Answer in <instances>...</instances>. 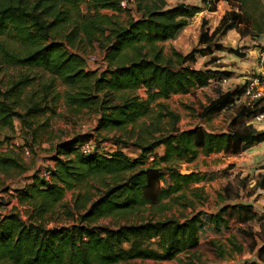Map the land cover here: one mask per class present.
<instances>
[{
	"label": "trees",
	"instance_id": "1",
	"mask_svg": "<svg viewBox=\"0 0 264 264\" xmlns=\"http://www.w3.org/2000/svg\"><path fill=\"white\" fill-rule=\"evenodd\" d=\"M239 1L241 13L264 36V12L258 1ZM82 2L87 3L84 13L80 9ZM105 9L122 10L119 0H0V61L51 75L48 81H40L38 91L26 92L31 84L27 76L0 90V145L10 140L3 129L15 130L13 119L16 118L25 142L21 145L30 153L40 128L36 117L47 109L40 104L43 94L45 98L53 91V103L59 99L55 79L67 87L63 96L69 106L79 110L93 107L96 113V123L90 132L52 147L53 165L46 169L48 179L33 172L30 182L14 188L23 208L0 213V264H138L137 260L203 264L196 253L203 211L188 216L164 214L138 222H117L114 226L100 220L122 217L144 206H155L161 211L171 210L175 205L194 207V199L186 195L184 186L210 178L206 172L181 174L182 163L192 162L199 154H238L264 141V129L239 124L240 118L257 115L264 105L238 106L224 131H208L201 125L179 130L176 128L179 116L161 101L205 86L219 74L226 75L221 69L188 65L196 60V52L222 48V44L213 41L218 27L210 30L206 18L201 20L199 35V44L206 47L185 55L172 50V59L166 58L157 45L180 37L189 18L201 11L199 6L183 2L169 5L166 0H134L126 8L134 14L125 24L112 14L102 13ZM237 16L232 14L233 19ZM229 28L230 24H226L219 33L224 34ZM82 41L97 42L103 56L102 70L86 69L87 59L78 52L83 51ZM141 88L145 91L143 96L137 92ZM240 92L244 89L237 87L228 106L233 105L235 95L241 96ZM231 94L226 93L211 108ZM142 119H148L149 123L138 125ZM132 127L144 133L133 142ZM111 130L121 132L125 138L115 137L113 149L100 151L92 139L98 141L104 138V131ZM85 142L92 145L90 153L80 151L79 146ZM130 144L140 151L132 159L122 149ZM160 146L163 153L149 160V155ZM13 169L24 172L29 167L17 155L0 152V170ZM104 176L110 177V182L96 195L81 191L88 179ZM258 185L264 186V175ZM223 190L227 195L230 187L225 185ZM68 191H72L71 204L61 205ZM191 195L205 202L201 187L191 189ZM59 205L64 215L57 210ZM236 206L244 212V216L237 215L239 222L251 218L250 204ZM236 206L226 204L207 215L215 230L219 231L221 225L228 226L233 216L231 208ZM243 232L251 236L250 232ZM227 241L231 251L242 249L234 240ZM209 244L218 258L224 256L225 249L218 241L210 240ZM257 252L264 258V239ZM180 254H185V258H180Z\"/></svg>",
	"mask_w": 264,
	"mask_h": 264
},
{
	"label": "rangeland",
	"instance_id": "2",
	"mask_svg": "<svg viewBox=\"0 0 264 264\" xmlns=\"http://www.w3.org/2000/svg\"><path fill=\"white\" fill-rule=\"evenodd\" d=\"M166 0L167 4L186 3L195 4L200 7L201 11L196 13L193 17L189 18L188 26L183 33L175 40H166L158 42L157 45L162 48L163 54L166 58H174L172 50L185 55L190 51H197L201 48L206 47L205 45L199 44V35L201 34V20L206 18L208 20L207 27L212 30L214 27H218L219 32L224 28L226 24H230V28L224 33L216 35L213 41H217L222 44V48L213 52L202 51L201 53L196 52V60L189 62L188 65L201 69H212V70H224L226 75H217L215 79L211 80L207 85L202 87H195L185 94H173L167 99L161 100L168 109L172 110L179 116V121L176 123L177 129H184L201 125L205 130L208 131H222L226 130L230 126L231 120L234 118L235 111L240 105H256L258 107L264 105V95L260 100H252L245 94L247 85L253 80L258 79V85H264V62L261 59V53L264 49V36L256 32L251 22L246 18L245 14L241 13L240 1L239 0ZM261 11L264 12V0H257ZM87 3H81V13L87 11ZM216 8V11L211 10ZM102 13L112 14L122 24H125L130 17L134 14L132 9H122L121 11L102 10ZM238 15L235 19L232 18V14ZM223 18V20H220ZM220 35V36H218ZM220 37V38H218ZM218 39V40H217ZM81 48L78 50L87 59V68L90 70H102L104 68L102 60V52L98 47L97 42L87 43L82 41L80 43ZM211 47V46H208ZM228 73V74H227ZM27 76L31 80L30 86L26 88V92L30 93L32 90L38 91L41 89L39 83L41 80L51 78V75L44 73L41 70H31L29 68L8 66L5 62L0 61V90H6L13 82L18 78ZM21 79V78H20ZM56 92L58 93L59 99L53 103L52 99L55 97L53 91L49 92L45 98L44 94L41 99V106L47 108L45 112L41 113L36 117L37 123L40 124L38 129V137L34 147H31V151L28 155H24L22 150L17 146L16 143L21 145L25 142L21 138L20 122L14 118L15 130L3 129L10 140L3 142L0 145L1 153H13L17 155L20 162L29 167V170L21 172L19 169H13L8 172L0 170V199L3 200V204L0 206V213L8 212L14 208L22 209L15 197L14 188H18L23 182H30V175L33 172L42 174L47 167L53 165V161L50 158L52 155V147L63 140H67L75 135L90 132L96 123L95 108H83L81 110L69 106L63 94L67 87L61 83L58 79H55ZM243 88L244 92H240L241 95L232 101V106L229 100L235 94L236 88ZM52 90V89H51ZM139 95H144V89H139ZM226 93H232L228 95L217 107L211 108L217 101L223 99ZM25 94V93H24ZM22 98V96H21ZM37 99L39 97L37 96ZM56 100V99H55ZM166 119V118H165ZM165 121V120H164ZM240 125L246 124L257 130L264 129V121H257L255 116L243 117L239 119ZM149 123L148 119H142L138 122ZM263 122V123H262ZM36 125V124H35ZM138 127L131 128L133 134L130 139L132 142L135 140L141 131ZM130 133V134H131ZM104 138L95 141L92 139L94 145L99 146L100 151H109L114 148L112 142L115 137H124L119 131H104ZM144 134L141 133L140 136ZM1 135V134H0ZM158 135V133H157ZM126 136V135H125ZM1 137V136H0ZM127 137V136H126ZM114 139V140H113ZM115 142V141H114ZM126 155L132 159L140 153L136 146L130 144L129 146L122 148ZM163 148L157 147L150 155L149 160L154 156L161 155ZM217 158L207 159L198 155L196 159L189 163H182L179 168L181 170L194 171L195 169H204L206 171L209 168V163L213 164L217 161ZM166 172V170H165ZM208 173V172H206ZM218 175L213 180L206 179L203 182L195 184L188 183L185 188L186 195L194 199V207H184L175 205L171 210H159L157 207L144 206L134 212L117 218L107 217L100 220V223L114 226L118 223L125 222H138L144 218L155 217L160 218L164 214H183L190 215L194 211H203V218H207V210L215 209V199L218 190H222L223 185L228 182L227 171H217ZM110 177H96L88 179L81 189L82 192L89 191L90 194L96 195L98 192L104 189V186L108 184ZM256 181V176L253 174L252 179L249 178L245 183V188L242 190V195L245 198L250 197L255 193V187L253 186ZM165 182L162 181V186ZM195 187H201L203 194L206 199L204 203L199 202L198 198L191 195V189ZM254 191V192H253ZM251 194V195H250ZM72 200V191H68L61 203L70 206ZM167 201V200H165ZM57 210L64 215L63 208L60 205ZM61 222V221H60ZM52 224V223H51ZM263 225V224H262ZM251 228L254 229L258 226L257 220L251 223ZM209 229H202L199 231L200 245L196 250V253L200 255V261L203 264H229L233 263L237 258L249 256L251 254V243L252 239L246 234L240 232L235 226H232L231 230L226 233L230 236L234 235V241L238 242L243 247L242 255L238 252L234 253L232 246L226 241L225 237L220 238L222 241L223 248L225 249L224 256L226 258L219 259L216 255L212 245L209 244V238L207 236ZM226 236V237H228ZM240 254V255H239ZM223 256V257H224ZM236 256V257H235ZM180 258H185V254H180ZM251 257V256H249ZM236 258V259H235ZM177 260L171 261H153V260H137L135 263L138 264H176ZM119 264H124L123 262Z\"/></svg>",
	"mask_w": 264,
	"mask_h": 264
},
{
	"label": "crops",
	"instance_id": "3",
	"mask_svg": "<svg viewBox=\"0 0 264 264\" xmlns=\"http://www.w3.org/2000/svg\"><path fill=\"white\" fill-rule=\"evenodd\" d=\"M199 155H201L203 158H207V159L217 158L218 160L215 161L213 164L209 163V168H207L206 171L201 168L199 169L197 168L194 171L208 172L209 178H211L212 180L214 177L218 175L217 171L220 170H222V172L227 171L229 175L228 182H226L225 185H228L230 187V191H228L227 195L225 194V191L223 190V187L225 185H223L221 191L220 190L217 191V195L215 199L216 202L215 209H211L209 211L207 210L206 211L207 215H209V213L211 212L217 211L218 208L226 204L233 206L246 205V204L251 205L249 208V214H251V218L249 220H246L244 222H239L237 220L236 218L237 215L244 216V212L242 207L236 206V208H231L233 211V216L230 217L227 227L221 225L220 230L217 231L213 228V225L209 221L208 217L206 219L202 217L203 225L201 230L202 229L204 230L206 228L209 229V232L207 234L208 238L210 240L218 241V243L221 245L222 243L220 241L222 240L220 238L225 237L226 241L228 239L234 240L235 237L233 233L230 236L226 234L231 230L232 226H235L242 233H244L243 231L250 232L251 236L247 235L246 233L244 234H246L248 237L252 239L251 245L253 246L250 249L251 254L249 255L251 257L245 256L242 257L241 259L237 258V260L235 261L234 260L230 261L233 263H229V264H240L243 262H246L247 264L250 263L264 264V258L260 257L257 252V248L260 246L262 240L264 239V186L258 185L261 177L264 175V141L257 144H253L238 154H225L223 152H218V153H210L208 155H204V154H199ZM253 174H255L256 176V181L253 185L256 188L254 190L255 193L253 195L250 194L251 195L250 197L245 198L242 195V190L245 188L246 181H248L249 178L252 179ZM201 182L203 181H200L198 183ZM219 194L222 196L219 197L218 196ZM237 209H239V212ZM255 220H257L258 222V226H255L253 229L251 228L250 225ZM236 252L242 255L243 247L240 251L234 250L233 255ZM224 258H226V256L219 259H224Z\"/></svg>",
	"mask_w": 264,
	"mask_h": 264
},
{
	"label": "built area",
	"instance_id": "4",
	"mask_svg": "<svg viewBox=\"0 0 264 264\" xmlns=\"http://www.w3.org/2000/svg\"><path fill=\"white\" fill-rule=\"evenodd\" d=\"M174 1H179V0H174ZM133 3H134V0H119V5L122 9L131 7ZM261 59L264 61V50L261 53ZM257 85H258V79L255 78L247 85L245 89V94L249 96L252 100H257L259 98H262V96L264 95V85L259 86V87H257ZM255 119L260 122L264 121V110L258 113L257 115H255ZM16 145L20 146L19 148L22 150L24 155L29 154V149L26 146L20 145L19 143H16ZM79 148H80V151L84 154L90 153L92 151V145L90 142L82 143L79 146ZM42 176L48 179L49 171L45 170L42 173Z\"/></svg>",
	"mask_w": 264,
	"mask_h": 264
},
{
	"label": "water",
	"instance_id": "5",
	"mask_svg": "<svg viewBox=\"0 0 264 264\" xmlns=\"http://www.w3.org/2000/svg\"><path fill=\"white\" fill-rule=\"evenodd\" d=\"M190 172H191L190 170H181V171H180L181 174H188V173H190Z\"/></svg>",
	"mask_w": 264,
	"mask_h": 264
}]
</instances>
